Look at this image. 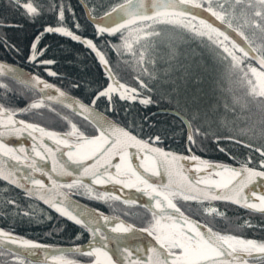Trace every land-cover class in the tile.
Listing matches in <instances>:
<instances>
[{"label": "snow or ice", "instance_id": "snow-or-ice-1", "mask_svg": "<svg viewBox=\"0 0 264 264\" xmlns=\"http://www.w3.org/2000/svg\"><path fill=\"white\" fill-rule=\"evenodd\" d=\"M0 7V264H264V35L226 0Z\"/></svg>", "mask_w": 264, "mask_h": 264}, {"label": "trees", "instance_id": "trees-1", "mask_svg": "<svg viewBox=\"0 0 264 264\" xmlns=\"http://www.w3.org/2000/svg\"><path fill=\"white\" fill-rule=\"evenodd\" d=\"M6 2V0H0V5H3ZM25 0H20V3H24ZM226 3L229 5V11L235 10L236 18H233V25L234 27H242L243 30L251 37L253 33L257 36L264 35V31H262L259 27L254 26L251 22L245 24L244 23V17H249V20L252 19H258L260 21L261 25H264V16L261 17H255L252 15V13L255 12V3L256 0H226ZM262 12H264V9H261ZM22 10L17 9H10L5 10L2 7H0V22H2V18L7 16L9 21H16L21 18ZM160 28L162 31H164L167 35L172 36L174 39L179 42V34L174 32L172 29H170L166 25H160ZM4 29H0V33H2ZM9 35H16L18 33H14L13 30L9 29ZM183 51L189 55V56H199L200 55V49L197 46V43L188 42L184 45ZM194 52H197L198 54H194ZM91 67V64L89 65ZM55 82V81H53ZM84 203H88V201H83ZM95 206V205H92ZM229 215L233 218V220H236L242 215H245L242 210H237L233 208ZM255 219H259V217H256ZM3 219H0V224H3ZM26 232H30L32 234V238H38L43 243L47 244H63V241L56 240V239H46L44 236V231L33 227L31 229H25ZM257 236H259V233H256Z\"/></svg>", "mask_w": 264, "mask_h": 264}, {"label": "water", "instance_id": "water-1", "mask_svg": "<svg viewBox=\"0 0 264 264\" xmlns=\"http://www.w3.org/2000/svg\"><path fill=\"white\" fill-rule=\"evenodd\" d=\"M29 142L31 143L30 139L25 135L23 137H20V138H16V137H11V138H8V140L6 142L8 143H23V144H26V142ZM256 190H259V189H256ZM40 259H43V255L41 254V256L39 257ZM48 263H52L51 261H49Z\"/></svg>", "mask_w": 264, "mask_h": 264}, {"label": "bare ground", "instance_id": "bare-ground-1", "mask_svg": "<svg viewBox=\"0 0 264 264\" xmlns=\"http://www.w3.org/2000/svg\"><path fill=\"white\" fill-rule=\"evenodd\" d=\"M30 144H31V143H29V142L27 141L25 145H26V146H29Z\"/></svg>", "mask_w": 264, "mask_h": 264}, {"label": "rangeland", "instance_id": "rangeland-1", "mask_svg": "<svg viewBox=\"0 0 264 264\" xmlns=\"http://www.w3.org/2000/svg\"><path fill=\"white\" fill-rule=\"evenodd\" d=\"M194 54H198L197 52H194Z\"/></svg>", "mask_w": 264, "mask_h": 264}]
</instances>
